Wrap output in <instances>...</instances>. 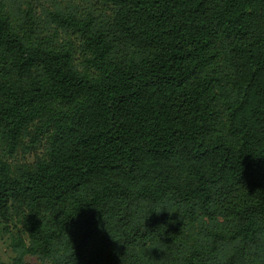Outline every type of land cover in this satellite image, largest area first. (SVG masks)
I'll list each match as a JSON object with an SVG mask.
<instances>
[{"label":"trees","instance_id":"trees-1","mask_svg":"<svg viewBox=\"0 0 264 264\" xmlns=\"http://www.w3.org/2000/svg\"><path fill=\"white\" fill-rule=\"evenodd\" d=\"M50 1L9 13L0 0V125L11 144L34 120V140L52 127L46 159L0 177V216L10 198L29 211L27 251L50 264H264V0L45 8L47 35L36 10ZM197 215L203 235L188 242L178 232Z\"/></svg>","mask_w":264,"mask_h":264},{"label":"rangeland","instance_id":"rangeland-1","mask_svg":"<svg viewBox=\"0 0 264 264\" xmlns=\"http://www.w3.org/2000/svg\"><path fill=\"white\" fill-rule=\"evenodd\" d=\"M4 10L9 13H17L20 9L27 7L26 1L30 0H1ZM45 8L61 11H73L79 16H85L88 12L95 15L107 14V6L103 0H53L43 3L37 7L36 18L42 21L41 27L44 34H53L54 28L45 22ZM56 44L65 45L72 43L74 52V67L80 72L90 71L83 63V56L77 47V40L69 33L59 31L54 38ZM213 60L218 65L223 64L224 52L220 39H217L210 48ZM39 120H34L26 126L25 131L19 136L14 144L6 134V130L0 125V177L2 170L7 172L11 178L19 177L25 170H32L38 160L47 158V148L52 127L50 125L34 140V130ZM35 141V142H34ZM48 214H41L39 219L45 220ZM30 217L27 206L21 199L10 198L7 209L0 216V264H12L18 255L19 249L14 247V242L20 240L23 243L25 264H50V259L40 254L31 253L28 250L30 237L27 229L26 219ZM204 218L197 215L193 220L186 223L179 230V236L188 242L200 238L203 235L201 221ZM174 226V222H172ZM22 251V249H21Z\"/></svg>","mask_w":264,"mask_h":264}]
</instances>
